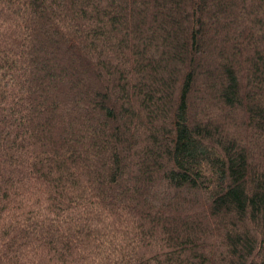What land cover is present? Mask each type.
<instances>
[{"label":"trees","instance_id":"1","mask_svg":"<svg viewBox=\"0 0 264 264\" xmlns=\"http://www.w3.org/2000/svg\"><path fill=\"white\" fill-rule=\"evenodd\" d=\"M0 264H264V0H0Z\"/></svg>","mask_w":264,"mask_h":264}]
</instances>
